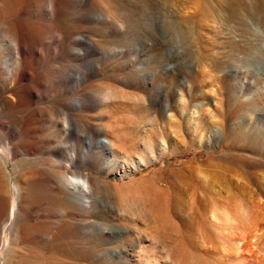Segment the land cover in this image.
Wrapping results in <instances>:
<instances>
[{
  "label": "rangeland",
  "instance_id": "obj_1",
  "mask_svg": "<svg viewBox=\"0 0 264 264\" xmlns=\"http://www.w3.org/2000/svg\"><path fill=\"white\" fill-rule=\"evenodd\" d=\"M64 7L54 23L65 38L41 46L35 67L50 75L43 94L15 110L24 121H0V264H260L264 0H66ZM93 60L97 73L76 87L72 68L83 73ZM16 86L5 91L15 102ZM104 92L112 97L108 103ZM75 99L82 110L72 112L81 121L60 122ZM22 123L24 137L16 132ZM5 132L21 147L16 168ZM104 137L118 146L114 159L99 142ZM49 150L57 160L78 153L59 170L90 178L91 211L64 197H24L23 210L41 205L46 211L20 220L17 240V174L27 187L36 168L51 170ZM141 159L147 165L139 168ZM127 183L151 186L134 187L136 208L113 190ZM237 191L249 199L252 222L232 219L238 229L221 232V213ZM38 229L53 239L36 236ZM226 234L241 237L232 239L237 247L223 243ZM168 252L187 261L173 262Z\"/></svg>",
  "mask_w": 264,
  "mask_h": 264
},
{
  "label": "bare ground",
  "instance_id": "obj_2",
  "mask_svg": "<svg viewBox=\"0 0 264 264\" xmlns=\"http://www.w3.org/2000/svg\"><path fill=\"white\" fill-rule=\"evenodd\" d=\"M65 2L66 0H0V60L3 63V68L1 69L3 70V72L0 71L3 73L2 75H0V81H1L0 83V121H4V122L5 121L15 122L18 120L24 121L23 117H19V118L16 117L15 110H17L21 104L23 103L25 104L26 102L34 99V97H37L39 99L40 95L43 94L44 87H45L44 81H49L50 75H48L46 72L37 71L38 69L36 70L35 67L36 65H38V62L40 58L42 57V53L40 50L41 46L46 45L48 43H51V44H57L60 42L62 43V40L65 38V35H66L65 29L63 27L62 28L58 27L54 23V19L58 16L60 9L65 8L64 7ZM77 2L79 3V1ZM83 41L87 45V47L90 46L89 44H92L95 48V45L93 42L86 41V40H83ZM77 42L80 43L79 40H77ZM83 52H84L83 49L80 51H77L74 54L75 59L77 60L81 59ZM90 56L94 57L95 55L91 52ZM76 68H77L76 66L72 68V70L75 69L73 70V72L71 70V73L73 74V77L71 79L74 82H76L77 84L76 87H79L88 78V76H94L98 70L97 64L94 62V60L89 62L85 67H83V70L85 71L84 72L81 70L83 73L76 71L81 68L79 67L78 69ZM23 81H26V82L23 83ZM12 82H16L19 84V87L16 86L18 87L16 91V95L18 96V98L16 99L18 100L17 102L13 100L14 97L11 98V96H6L5 94L6 93L5 91L9 89L8 85L11 84ZM14 93L13 94L11 93V94L14 95ZM102 97H103V101L107 103L112 98L110 97L109 94L105 92ZM179 97H180L179 98L180 102L184 103L185 102L184 97L181 93ZM184 106L183 107L181 106L183 111L185 110ZM81 110H82V103L80 102L79 99H75L69 106L68 111L60 119V122L61 121H64V122L65 121H70V122L71 121L72 122L81 121L79 119V116L74 114L75 113L74 111L78 112ZM47 118L49 122L55 121L51 117H47ZM8 125L9 124H6V126L4 127L6 128L5 131L8 129L9 127ZM2 127L3 126L0 125V135L3 134L1 131L3 130ZM16 132L19 134V136L24 137V135L27 133V130L25 129L23 123L19 124L18 128L16 129ZM58 132L64 134L65 129L62 128L58 130ZM5 136L7 137L8 144H12L11 154L13 158H15L14 168H16L19 162L18 157L20 156L21 147L15 143L10 142L9 136L6 132H5ZM99 142L100 144L106 145L108 147L109 151L106 153L108 154L109 157H112V158L116 157L118 146L113 138L104 137V139H102V141H99ZM87 143H88L87 144L88 148L91 151V149H93V146H94L93 139L91 137H88ZM8 144H4V147L6 148V150L8 149ZM24 150H28V152L31 151L28 147L24 148ZM47 154L49 156L47 158H49L51 162L50 164L51 170H46V169L41 170L40 168L35 167L36 168L35 173H38L37 174L38 176H33V177L30 176V178L26 179L27 187H22L19 185V182L21 179V173L19 175L17 174L16 185L14 186V193L18 200L17 225H16L15 230L12 229V232L15 233V238L17 240L20 238V230H21L19 226L20 220H22L23 218L26 219L28 217H34L36 215L39 217L43 216L45 214L44 212L46 211L45 208L41 205H36V206L33 205V206L28 207L26 210H23L21 206V202L24 197H27V198L29 197L30 199H33L34 201L35 199L40 200L43 196H48L52 198L64 197V198H67L69 201H71L73 204L79 203V204L84 205L88 210L91 211L92 200H91L90 194H93V188H92L93 184L91 183L90 178L86 175H83L81 172H69V171L59 170V169L64 168L63 164L61 163V162H65L64 160L73 161L75 163L78 157V153L73 151L70 157L64 158L61 160L55 159L56 155L52 150L47 151ZM97 154H99V156H102L103 151H99ZM37 159H39V156ZM26 163H28V161ZM41 163L43 162L42 161L37 162L39 166ZM146 165H147V162L141 159L138 161L137 167L142 168ZM25 167L28 168L30 167V165L27 164L25 165ZM31 170L33 171V169ZM47 182H49V185L47 184ZM50 182H51V185H50ZM133 184L134 183H127V184L120 185V186L114 185V189H113L115 192V195L118 196L119 199H121L123 203L126 202L127 207H131V208L135 207L134 205H136L135 202L132 201V198H134L132 196H134L137 191L139 192L141 190L151 189L150 188L151 186H148V185L142 188L140 187V185H133ZM134 187L135 188L140 187V188L139 189L137 188L138 190L134 191L133 190ZM220 189L221 188H219V190ZM234 189L236 190L238 188H234ZM108 193L106 194L108 195ZM245 199L246 198H244V195L242 192L237 191L236 193H232L231 198H229L228 203H226V205L228 204V206L230 205V203L232 204L229 207L226 206L227 208H229V211H227L226 208H223L224 210L225 209L226 210L225 212L221 213L222 222L224 223L223 226L220 227L222 230L221 232L227 231V230H229L230 232L231 231L230 229H235V230L236 228L238 229L239 224L237 223L235 224L231 222L232 219L240 220V222L241 220L243 222V220L248 219L247 221L250 220V222H252L251 216L248 215L249 213L247 210L248 205L250 206L251 204H249L248 198L247 200ZM61 212L64 214V211L61 210ZM210 213H211V216L214 217L215 219L216 210L213 208L210 210ZM45 223L47 224V221L44 222V224ZM219 224L218 226H220ZM240 227L242 228V225ZM34 234L36 236H43V237L45 236L47 239H50V240L53 239V236H54V235H51V233L50 234L44 233L43 231L39 229ZM240 234H241V231H240ZM229 235L230 234L227 235L223 243L224 244L227 243L228 246H231L232 248H234L235 246L237 247L238 242L239 243L241 242V239H240L241 237H236L234 235L232 237V235L231 236ZM238 238L240 239V241H238L237 244H234L235 242H233L232 239H234L235 241ZM7 251L8 249H6V253H8ZM168 255H169L170 260L176 263L180 261H184V262L187 261L185 258L181 259L182 256L180 258H176L177 256H174L175 254L173 255L172 252H168ZM8 256L10 255L7 254V257ZM185 257H188V256H185ZM192 260H195V259H192ZM258 263L264 264V259L262 260V262L260 261Z\"/></svg>",
  "mask_w": 264,
  "mask_h": 264
}]
</instances>
